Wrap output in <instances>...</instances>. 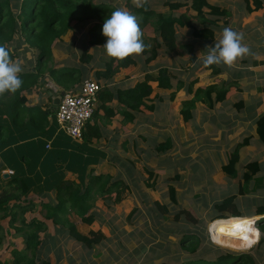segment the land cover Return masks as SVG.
<instances>
[{
  "label": "trees",
  "instance_id": "trees-1",
  "mask_svg": "<svg viewBox=\"0 0 264 264\" xmlns=\"http://www.w3.org/2000/svg\"><path fill=\"white\" fill-rule=\"evenodd\" d=\"M128 1L126 0L125 4H131ZM254 3V7L248 6L246 3L247 12L250 13L262 7L261 0H254ZM129 6L131 8L129 10L137 16L142 31L146 25L150 24L154 32V36L147 37L143 31V40L147 47L140 56L143 57L144 64L156 59L158 52L163 49L167 53L178 54L180 65L182 64L180 58L182 52H187L188 57L185 60L193 62L195 67L201 65L203 69L211 70L213 75L221 73L219 66L213 65L210 68H205L202 59L197 58L195 51L201 43H208L214 38L215 30L212 24H216V18L230 15V11L224 8L223 5L214 4L208 0H166L164 2L166 9L157 11L151 7L148 0L144 8L138 9L133 5ZM183 7L191 8L190 10L196 13L200 22L196 24L186 14L175 13ZM116 8L111 3H94L92 0H0V45L6 46L10 50L11 57L14 60H19L24 66V71L21 73V79L23 80L21 89L15 94L0 95V153H2V148L8 140L11 139L8 128L13 127L20 135L23 131L20 126L23 125L24 120L27 121L30 129L34 128L37 132H42L46 127L47 112L40 110L39 106L27 105L26 92L31 91L45 78H49L59 87L60 91L63 89L75 93L83 80L88 79V68L83 64L90 63L91 55L88 54L86 45L81 47L79 60L82 65L80 67L72 65L56 67L52 62L53 43L72 29L73 21L89 23L96 20V23L89 28L87 34L101 33L102 22ZM178 27L188 28L192 38L185 40L184 35L178 31ZM106 40V37L100 35L98 40L91 36L88 41L90 45H97L104 43ZM28 53H30L29 56ZM100 59L103 65L94 71V75L102 85L97 92L92 118L97 116L100 109L103 110V116L106 119L119 113L122 115L124 122H132L138 113L141 116L152 113L157 107V102L163 100V97L157 92L154 96H151L153 91L151 82H157L156 88L158 90L171 89L168 94L169 100H173L176 92L180 89L192 94L191 98L182 101L179 110L183 120L188 122L192 120L198 102L212 109L216 103L222 102L228 97L230 86H233L231 83H228V85L211 83L194 88L193 86L198 80L197 77L186 83L183 79L185 71L182 78H179L172 71V67L163 65L157 68L156 71H153L154 69L144 70L142 77L135 84L122 87L116 85V83L112 84L114 75L119 69L135 66L140 62H137L135 56L123 61H116L106 55L104 48ZM254 63L255 65L258 64L256 61ZM242 103V101L239 102L240 105ZM52 107H54L53 104ZM24 115L28 119L23 117ZM8 121H10V124L7 127L6 123ZM90 121L87 122V127L82 133L81 143L73 142L75 149L81 154L84 150L82 145L86 146L90 143L92 136H99V130L93 132L92 125H88ZM254 124V133L260 141H264V111L256 116ZM87 129L88 131H86ZM247 143L248 137H244V140L238 142L228 153L226 163L221 165V170L228 176L235 177L236 166L240 160V147ZM168 144H170L168 141L161 142L155 144L153 148L158 152H164ZM3 166L6 167L8 164L4 163ZM144 169L148 173L145 184L147 187L154 189L158 174L153 168L145 167ZM260 169V162L256 159L245 163L237 183L238 191L215 203V211L209 213L208 218L209 222H213L210 230L211 238L215 243L200 233L182 231L174 239V243H171L173 241L170 242L167 251L163 249L151 257L150 254L155 250L154 246L147 248L146 245L141 244L135 250L139 255L143 252L141 264H258L257 259L249 250L241 251L238 249L240 246L242 248L249 247L256 239L257 230L260 236L256 246H264V206L259 205L254 209L255 213L251 216L256 215L259 217L256 219L253 228L252 222H249L247 218H241L242 216L235 208L233 200L237 194L241 196L245 194V186L250 182H253L256 190H258L262 181L260 176L257 175ZM41 178V175L39 180H35L36 178L33 177L29 178L31 184L27 186L24 178L14 170L13 175L10 176L7 182L14 184V188L24 194L26 188L27 191L33 188L36 191V187L42 185ZM51 184L50 189L53 188L54 190L55 201H48L42 205L44 218L50 219L54 223H66L69 235L89 249L106 240L107 238L101 229L90 230L88 234L81 233L75 224L68 222L67 218L63 216L70 210L80 218L82 223L91 224L96 219V214L91 211L93 202L97 199H102L107 202V205L121 202L123 191L127 188L124 181L121 178H113L106 173L96 174L90 169L87 181L83 186L74 181L66 182L63 176ZM34 190L32 192H35ZM167 191L169 201L176 203V189L173 183L167 184ZM18 198H20L18 193H13L10 190L0 192V218L10 215L9 224L13 226L16 221H19L21 225H15V228L26 245L25 252H22L19 258H15L8 264H51L49 260L35 258L37 251L44 243L39 233L46 229L45 224L39 219L26 221L22 217L25 210L19 203L9 206V201ZM229 204L233 205L235 209L232 215L225 213ZM162 206L163 210L167 212L168 207L164 204ZM18 210L19 212H17ZM134 212L135 209H132L126 219L130 221ZM179 212H184L192 218L188 209H182ZM178 216L179 213H176L175 218H178ZM229 216H235L236 218H229ZM245 224L246 226H244ZM241 236L244 241L242 245ZM3 238L4 235L1 234L0 242ZM157 245L159 247L165 246L162 241H159ZM227 247L230 249H227ZM145 250L149 253L148 257L144 255ZM94 254L98 256L99 252L96 251ZM167 256H170L171 262H165Z\"/></svg>",
  "mask_w": 264,
  "mask_h": 264
},
{
  "label": "rangeland",
  "instance_id": "rangeland-1",
  "mask_svg": "<svg viewBox=\"0 0 264 264\" xmlns=\"http://www.w3.org/2000/svg\"><path fill=\"white\" fill-rule=\"evenodd\" d=\"M92 1L94 3H111L117 8L127 7L131 9L129 5H132L131 0L128 1L131 4H125L126 0ZM208 1L223 5L224 8L229 11L232 10L236 15L247 9L246 3L248 6H255L254 0ZM261 2L264 5V0H261ZM159 4V0L150 1L153 9L160 11L166 9L164 4ZM179 9H185V11H179L189 16L196 24L200 22L196 13L190 10L191 8ZM261 9L247 13L248 15L241 19L239 24V32L244 33L245 44L251 48L254 55L243 58V60H246L244 64L243 61L239 60L240 62L238 61L233 68L228 69L225 66H221L222 71L218 75H213L211 70L203 69L201 65L195 67L193 62L185 60L188 57L187 52H182V57L180 56L182 64L180 65L178 54L167 53L163 49L158 52L157 59L149 63L145 62L146 64H144L143 57L139 55L135 57L137 62L140 63L134 67L129 66L128 68L119 69L113 77L116 82L122 81L119 85H129L130 81H123L125 79L124 76L128 75L129 77V74H131L134 77L144 73V70L154 69L153 71H156L157 68L166 65L173 67L172 71L176 75L180 74V70H184L183 78L186 83L190 79L197 77L198 80L194 84V88L211 83H218L219 85L231 83L233 86H230L228 97L224 101L216 103L212 109L198 102L194 109L192 120L187 122L183 120L179 110L182 101L191 98L192 94L180 89L176 92L174 99L169 100L168 94L171 89L158 90L155 83H152L153 91L151 96H154L157 92L163 97L164 104L167 103L168 107H163V105L160 107V103L157 102L155 111L144 116L139 114L138 117L143 125L141 137L134 144L135 149L137 148V154L135 155L133 151H128L127 157L133 156V162L120 159L122 162L121 173L116 174L117 170L106 164L101 168L102 171L116 175L117 177L115 178H121L127 185V188L123 191V200L119 203L111 204V206L101 205L102 199L95 200L91 211L96 214V219L91 224L82 223L80 218L70 210L63 216L67 218L68 222L75 224L81 233L88 234L90 230L101 229L107 239L96 247L89 249L69 235L66 223H54L50 219L43 218L42 221L46 229L42 230L39 236L44 243L48 242L49 245H52L50 247H54L48 253H44L50 247L47 249L42 246L39 254L37 255L36 253V259L48 256L51 264H141L143 252L139 255L135 251L141 244L146 245L147 248L154 246L155 250L150 254L151 257L163 249L167 251L169 244L174 243V239L182 231L200 233L215 243L211 238L210 229L213 222L208 221L209 213L215 211V203L238 191L237 183L244 165L254 159L260 162L261 169L257 175L262 179L261 186L256 190L253 182H250L245 186V194L242 196L237 194L233 203L241 214V218H247L249 222H252L253 228L255 227V220L259 216L251 215L255 213L254 209L257 206H264V141H260L254 133V119L264 108V84L262 80L264 62L256 61L257 65H251V62L256 55H259L257 60H262L261 55L264 56V32L261 30L264 26L258 22L260 21L259 15L263 12ZM256 15L258 17L253 24L256 22V24L259 23V26L256 30L249 29V38H247L244 31L245 27L251 24L248 23L249 19H253L252 17ZM216 21V24H212L215 30L214 38L208 43H201L195 51L199 59H202L203 54L209 51L208 47L214 46L215 42L221 38L223 28L229 27V23H231L229 16L216 18ZM94 23H96V20H92L89 23L72 22V30L80 33L78 38L84 41V45L87 46V52L91 55L90 63L83 65L88 68V78L92 79H96L94 71L103 65L100 59L101 48L106 43L105 41L102 44H97L95 45L97 48L94 47V49L89 44L88 40L91 36L98 40V36L102 35V32L94 33V35L87 34ZM252 25L249 27H252ZM73 31L68 30L61 39L53 43L52 53L54 55H52V62L54 64H59V61L64 56L70 65L75 67L82 65L79 60L81 50L77 49L81 46L79 44L73 45L78 39L73 36L75 33ZM178 31L184 35V38L189 40L192 38L188 28L178 27ZM144 33L147 37L153 35L150 24L145 26ZM66 45H68L70 50L72 49L73 56L71 54L67 55L64 51L63 47L65 48ZM27 55L29 56L30 53ZM248 64L249 74L246 70H242L241 73L238 72L241 66ZM240 101L243 102L242 105L239 104ZM244 137H248V143L240 147V160L236 166V175L235 177H230L221 170V165L226 163L228 153L238 142L243 141ZM167 141L170 144L167 145V149L164 152H158L153 148L155 144ZM140 147L142 151H140ZM145 167L153 168L158 174L154 189L147 187L145 184L148 176L144 169ZM69 177L74 176L70 175ZM67 179H65L66 182L69 181ZM168 183H173L175 186L176 203L169 201ZM17 192L20 196L21 192ZM36 199L34 197V202L37 204V206L33 207L35 211H31L28 217H31L39 208L38 200L36 201ZM163 204L168 207L167 212L163 210ZM132 209H135V212L131 216L130 224L126 216ZM182 209H188L192 218L188 217L184 212H179ZM42 210L41 217L44 215V209ZM234 210L233 205L229 204L225 213L232 215ZM176 213H179L178 218H175ZM230 217L236 218L235 216ZM29 220L33 221L34 219L29 218ZM54 227L57 228L55 232L53 230ZM52 233L54 234L53 236H51ZM259 236L260 234L258 233V236H256V239L249 247L242 248L240 246L238 250H249L257 259L258 264H264V246H256ZM240 238L242 245L244 243L243 237L241 236ZM13 239L15 247L19 239L15 237ZM159 241H162L167 246L159 247L157 245ZM16 248L18 247L16 246ZM227 249L230 248L227 247ZM96 251L99 252L98 256L94 254ZM21 253L14 249L11 256L17 259ZM144 255L146 257L149 256L147 250H145ZM171 261L170 256L165 258V262Z\"/></svg>",
  "mask_w": 264,
  "mask_h": 264
},
{
  "label": "crops",
  "instance_id": "crops-1",
  "mask_svg": "<svg viewBox=\"0 0 264 264\" xmlns=\"http://www.w3.org/2000/svg\"><path fill=\"white\" fill-rule=\"evenodd\" d=\"M150 1L151 0H149V2ZM159 1H160L159 5H161L164 4L166 0H159ZM262 7L263 9H261ZM262 7L260 9L263 12L259 15L260 21L258 22L260 24H263L264 26V5H262ZM179 10L176 11V14L183 13L180 12ZM157 11L160 10L157 9ZM182 11H185V9ZM247 13L249 12L245 10L241 14L236 15L231 10L229 15V18L231 19V23H229V27L239 32L240 21L241 19L245 18L246 15H248ZM257 17H258L257 15L253 16L252 17L253 19H249L248 23H251L250 25H252ZM259 23L256 24L255 22L252 25V27H249L250 26L249 24L246 25L244 31L247 38H249V29L256 30V28H258L259 26ZM235 27L236 29H234ZM261 30L264 32V27ZM70 31L73 30L71 29ZM73 32H75L73 36H76L78 38V35H80V33H77V31H73ZM152 36H154V32L153 35H149L148 37H152ZM78 39L77 41L74 42L73 45L79 44L82 47V45H84V41L82 39L79 40ZM184 39L188 40V38L187 39L184 38ZM243 42L246 43V40ZM68 45H66L65 48L63 47V49L67 55L71 54L73 56L74 55L73 51L72 49L71 50L69 49ZM81 47L77 49L81 50ZM91 47L93 49L94 47L97 48L95 45H91ZM102 49L103 48H101V53H102ZM52 52H53V47H52ZM206 54L207 53L205 52L203 56ZM258 56L259 55H256V57L252 59L251 65H255L254 61L264 62V56L261 55L263 58L262 60H257ZM62 58L63 59L59 61V64L56 65L53 63V65L56 67H60L63 65H70L64 56ZM240 61L241 62L243 61V64L244 62H246V60L243 59H241ZM132 66L134 67V65ZM219 67L221 68V66ZM242 70L248 71L249 74V64L241 66L238 72L241 73ZM179 72L180 74L179 75L177 74V77L182 78L184 70H180ZM262 74H263L262 80L264 84V70ZM142 75L143 73L141 75H135L134 77H132L131 74H129V77L128 75L124 76L125 79L123 81L128 80L130 81V83H128L129 85H121V86L128 87L135 84V82H137L142 77ZM85 80L86 79H84L83 82ZM115 83L116 85L117 84L119 85L122 83V81L116 82L113 80L112 84ZM152 83H155V85H157V82H151V86ZM81 86L82 84L77 89L79 90ZM64 92L67 91L63 89H61L60 91L59 87L49 78H45V80L42 81L39 85L33 87L31 91L26 92L25 94L27 98V102H26L27 105L39 106L40 110L47 112L46 127L42 132H37L34 128L30 129L27 121L24 120L23 125L20 126L21 128H23V131L21 132L20 135L17 134V131L13 127L8 128L11 139L8 140L6 145L2 148V153H0V192L3 190H7V191L10 190L13 193L14 192L18 193L17 191H20L14 188L15 187L14 184L12 185L7 182L10 176L13 175L14 170L18 172V174L22 176V178H24V181L26 182L27 186L31 184L30 183L31 180H28L29 178L33 177L36 178L35 180L37 179L39 180L40 175L42 176L41 178L42 185H39V187L37 186L36 191L34 190V188L29 189L27 191L26 188L27 193L26 192L24 194L21 193L20 196L18 194V197L20 198L9 201V206L17 203H19V205L22 206V208L25 210L22 217H24L26 221H28L29 218L39 219L42 221V219L44 218V216L41 217V211L43 212L42 205L48 201L51 202L55 201L54 190L53 188L50 189V187L52 186L51 184L52 182L59 180V178L63 176L64 180L68 178L69 181H74L75 183L81 184L83 186L87 181V176L88 173L90 172V169H92L96 174L98 173L109 174V172L101 170L102 166L106 164L109 167L116 169L117 170L116 174H119L121 173L120 168L122 166L121 164L122 162L120 159H125L127 161L130 160L133 162L132 160L133 156H131L130 158L127 157L128 151L129 152L133 151L135 155L137 154L136 153L137 148L135 149L134 144L136 140L141 137L140 134L142 133V125H143L142 121L138 117L139 113L136 115L135 119L132 122H124L122 115H120L119 113H116L113 117H109V119H106L105 116H103L104 112L102 109H100L97 116L92 118L91 121L88 123V125L89 124L92 125L93 132L99 130V136L96 137L92 136L90 143H88L86 146L82 145V147L84 148L82 154L77 152L74 143L76 142L81 143V140L77 141L70 138L60 128V125L58 124L56 119V107L58 102L55 101L58 97L60 98V96ZM162 101L158 102L160 103V107H162V105L163 107L165 106L168 107L167 103L164 104L165 103L164 100ZM52 104L54 105V107H52ZM263 111L264 108L261 112ZM25 116L26 115H24L23 117ZM25 118L28 119V117ZM9 124L10 121L6 123L7 127ZM86 131H88V129ZM140 151H142L141 147H140ZM4 163L8 164V166L4 167L3 166ZM85 167H87L86 170ZM70 175L74 177H69ZM111 176L113 178L117 177L116 175H111ZM33 190L35 192H32ZM34 197L37 198L36 201L38 200L39 208L31 217H28V215L31 214V211H35L33 207H35V205L37 206L36 202H34ZM101 201H102L101 205L102 204L107 205V202L103 200ZM96 204L98 205L97 202ZM17 212H19V210ZM10 219H11L10 215H6V217L0 218V226H1L0 233L4 235V238L0 242V264H8L15 259L13 256H11L14 252V249H17L19 252H23V253L25 252V246H26L25 242L23 241L20 233L15 228V225L20 226L21 224L19 223V221H16L14 223V226L10 225L9 224ZM53 230L55 232L57 228L54 227ZM53 233L51 234V236L54 235ZM14 237L16 239H19L16 242V246L18 248H16V246L14 247V243H13ZM51 242L53 243L52 240ZM43 246H45L48 249L52 245H49V243L47 242V243H43ZM53 247H50L47 250V252L44 251V253H48L49 250H51ZM39 252L40 249L37 252V255L39 254ZM37 259L49 260L48 256L38 257Z\"/></svg>",
  "mask_w": 264,
  "mask_h": 264
},
{
  "label": "clouds",
  "instance_id": "clouds-1",
  "mask_svg": "<svg viewBox=\"0 0 264 264\" xmlns=\"http://www.w3.org/2000/svg\"><path fill=\"white\" fill-rule=\"evenodd\" d=\"M135 8H144L148 0H131ZM102 35L107 38L102 46L106 55L116 61L141 55L146 45L139 20L127 7H118L105 19ZM244 33L224 27L221 38L202 58L205 68L225 66L233 68L237 62L247 56L254 55L251 48L244 42ZM24 66L19 60H14L10 50L0 45V95L15 94L21 89L23 80L21 73ZM258 236V231H257Z\"/></svg>",
  "mask_w": 264,
  "mask_h": 264
},
{
  "label": "built area",
  "instance_id": "built-area-1",
  "mask_svg": "<svg viewBox=\"0 0 264 264\" xmlns=\"http://www.w3.org/2000/svg\"><path fill=\"white\" fill-rule=\"evenodd\" d=\"M101 85L97 79L88 78L77 92H64L60 96L56 107V119L60 128L70 138L77 141L82 139L86 124L94 113L96 96Z\"/></svg>",
  "mask_w": 264,
  "mask_h": 264
},
{
  "label": "water",
  "instance_id": "water-1",
  "mask_svg": "<svg viewBox=\"0 0 264 264\" xmlns=\"http://www.w3.org/2000/svg\"><path fill=\"white\" fill-rule=\"evenodd\" d=\"M55 102H59V97L56 99V101ZM6 176V175H5ZM213 241V240H212Z\"/></svg>",
  "mask_w": 264,
  "mask_h": 264
},
{
  "label": "bare ground",
  "instance_id": "bare-ground-1",
  "mask_svg": "<svg viewBox=\"0 0 264 264\" xmlns=\"http://www.w3.org/2000/svg\"><path fill=\"white\" fill-rule=\"evenodd\" d=\"M244 226H246V224Z\"/></svg>",
  "mask_w": 264,
  "mask_h": 264
}]
</instances>
